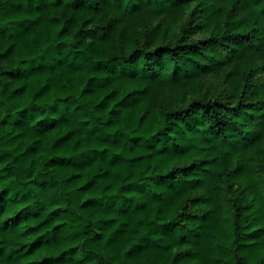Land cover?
Returning a JSON list of instances; mask_svg holds the SVG:
<instances>
[{"label": "trees", "instance_id": "16d2710c", "mask_svg": "<svg viewBox=\"0 0 264 264\" xmlns=\"http://www.w3.org/2000/svg\"><path fill=\"white\" fill-rule=\"evenodd\" d=\"M177 36L219 58L112 70ZM0 264H264V3L0 0Z\"/></svg>", "mask_w": 264, "mask_h": 264}, {"label": "clouds", "instance_id": "9594fccd", "mask_svg": "<svg viewBox=\"0 0 264 264\" xmlns=\"http://www.w3.org/2000/svg\"><path fill=\"white\" fill-rule=\"evenodd\" d=\"M261 2L264 3V0ZM116 3L121 10L125 8L131 10L133 4L144 8L146 0H116ZM151 6L152 3L147 4V7ZM121 27L123 24L117 21V33ZM160 43H167L170 47L160 48L155 43L150 41L145 43L139 39L133 42L131 37L127 41L123 37L119 41H113L111 55L116 59L113 61L115 66L112 70L136 74L145 78L158 77L162 80L177 74L192 73L199 63H207L213 57L219 58L221 51L218 48H204L199 45H197L199 50L196 54L186 50L182 51L177 45L187 44L189 41L181 40L178 36ZM134 49H138V51H134Z\"/></svg>", "mask_w": 264, "mask_h": 264}]
</instances>
